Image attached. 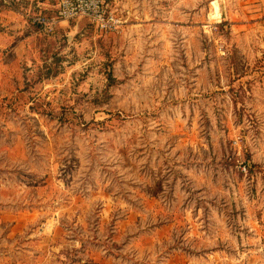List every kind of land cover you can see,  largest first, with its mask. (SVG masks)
<instances>
[{
  "label": "rangeland",
  "instance_id": "rangeland-1",
  "mask_svg": "<svg viewBox=\"0 0 264 264\" xmlns=\"http://www.w3.org/2000/svg\"><path fill=\"white\" fill-rule=\"evenodd\" d=\"M0 0V264H264V38L246 0ZM250 17V18H249Z\"/></svg>",
  "mask_w": 264,
  "mask_h": 264
},
{
  "label": "built area",
  "instance_id": "built-area-1",
  "mask_svg": "<svg viewBox=\"0 0 264 264\" xmlns=\"http://www.w3.org/2000/svg\"><path fill=\"white\" fill-rule=\"evenodd\" d=\"M87 18L97 30L103 33L118 31L124 19L105 0H59L56 16H47L41 12L34 15L33 22L50 33L60 19Z\"/></svg>",
  "mask_w": 264,
  "mask_h": 264
},
{
  "label": "crops",
  "instance_id": "crops-1",
  "mask_svg": "<svg viewBox=\"0 0 264 264\" xmlns=\"http://www.w3.org/2000/svg\"><path fill=\"white\" fill-rule=\"evenodd\" d=\"M246 2L250 13L253 14L250 17L261 26V34L264 38V0H246Z\"/></svg>",
  "mask_w": 264,
  "mask_h": 264
}]
</instances>
